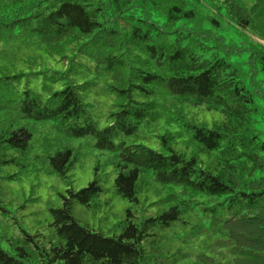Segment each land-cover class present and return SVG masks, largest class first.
<instances>
[{
  "label": "trees",
  "instance_id": "trees-1",
  "mask_svg": "<svg viewBox=\"0 0 264 264\" xmlns=\"http://www.w3.org/2000/svg\"><path fill=\"white\" fill-rule=\"evenodd\" d=\"M94 94L110 100L105 126ZM185 103L223 119L197 125ZM160 121L178 129L157 135L159 150L140 143L141 127ZM258 123L264 0H0V183L67 179L83 147L104 157L86 187L50 209V237L24 228L0 185V264H264ZM181 138L189 154L172 147ZM109 174L115 196L138 203L157 184L169 209L126 217L113 235L80 224L73 204L98 207ZM177 222L191 223L184 241L213 240L218 253L166 246L162 232Z\"/></svg>",
  "mask_w": 264,
  "mask_h": 264
},
{
  "label": "rangeland",
  "instance_id": "rangeland-1",
  "mask_svg": "<svg viewBox=\"0 0 264 264\" xmlns=\"http://www.w3.org/2000/svg\"><path fill=\"white\" fill-rule=\"evenodd\" d=\"M235 34V32L233 33ZM102 83V81H101ZM101 87V84L98 85ZM96 101V106L93 108V113L99 122L100 126L107 124L102 113L106 110V104L110 102L104 94L91 97V100ZM184 111L189 119L193 120L195 124L206 125L211 127L214 122H219L223 119V114L219 110L208 109L205 105H192L190 103L184 104ZM157 130H148L146 127H141L139 140L140 143L154 150L160 149V142L157 135H161L166 131L173 132L178 129L176 124H164L158 122L156 124ZM257 127L264 129V123L257 124ZM185 138L177 139L172 143V147L187 154L190 153L191 148L186 147L184 143ZM79 140H74L73 144L76 146ZM93 143V142H92ZM82 156L75 163L74 167L68 172V177L63 178L57 174H30L23 176L20 179L11 182H1L3 197L6 201H10L12 207L17 209L16 215L20 219L24 228L30 233L40 234L50 237L52 234L51 208H58L62 205L63 198L68 197L69 189L79 190L86 187L90 181L94 179V166L98 160L102 161L103 156L100 151L93 147H83L81 149ZM7 172L15 171L14 167L4 168ZM106 173L111 172L108 167ZM113 175L102 176V186L104 191L97 199L100 202L98 207H87L78 202L73 204L72 210L74 217L80 224L87 226L90 229L101 231L108 235H113L112 228L114 225L124 219L130 218L138 221L139 218L155 215L160 210L169 209V203L162 200L166 191H163L160 196L153 193V189L159 187L153 184L147 193L140 196L138 203H130L121 197L115 196L112 192ZM199 209V206H196ZM130 210L132 216L127 215ZM198 220L206 222L207 218L200 210L196 212ZM197 217L192 216V222L198 221ZM186 219V217H184ZM190 224L172 225L167 230L163 231L164 243L166 246L175 250L183 247L185 250H193L194 252L204 251L208 254L215 255L219 249L212 247L213 240L203 243L202 239L189 240L185 239V232L189 230ZM175 237V238H173Z\"/></svg>",
  "mask_w": 264,
  "mask_h": 264
}]
</instances>
